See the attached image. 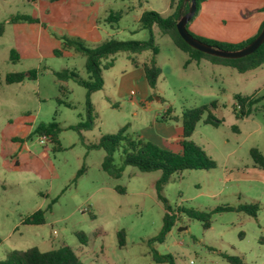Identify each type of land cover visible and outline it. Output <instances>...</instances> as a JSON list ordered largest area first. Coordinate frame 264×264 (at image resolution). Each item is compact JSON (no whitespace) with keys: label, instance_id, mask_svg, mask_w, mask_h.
Listing matches in <instances>:
<instances>
[{"label":"rangeland","instance_id":"obj_1","mask_svg":"<svg viewBox=\"0 0 264 264\" xmlns=\"http://www.w3.org/2000/svg\"><path fill=\"white\" fill-rule=\"evenodd\" d=\"M177 1L0 0V22L27 15L43 24L6 23L0 34V261L15 249L47 251L67 244L83 264H168L155 262L152 250L172 255L174 264H231L224 255L240 258L241 264H264V170L254 166L249 153L255 147L264 155V99L247 117L237 118L233 111L234 95L264 94V63L242 73L205 58L185 64L187 54L153 27L158 47L154 60L161 70L155 86L147 85L130 60L148 62L150 50L119 52L113 65L102 70V88L89 95L93 127L80 133L66 128L85 117L86 89L58 74H87L85 56L73 48L53 53L64 37L89 48L107 40H147L141 13L153 10L166 16ZM109 12L120 15L117 22L104 21ZM11 50L19 51L18 59L9 58ZM31 69L38 72L35 80L4 83L6 73ZM204 104L219 123L199 121L190 139L216 166L171 175L162 194L172 210L179 208V216L163 242L148 244L164 213L154 188L160 171L124 166L121 176L113 178L101 169L103 150L87 146L123 128L125 134L176 151L182 111ZM168 107L176 121L160 119ZM51 121L64 127L60 150L30 135L38 123ZM119 154H114L116 163ZM82 166L84 171L73 180ZM244 204L257 206L255 216L237 209ZM217 206L232 209L212 212L208 228L180 211ZM37 209L44 210V223H22ZM120 229L126 234L122 247L116 238ZM79 231L85 244L76 235Z\"/></svg>","mask_w":264,"mask_h":264},{"label":"trees","instance_id":"obj_2","mask_svg":"<svg viewBox=\"0 0 264 264\" xmlns=\"http://www.w3.org/2000/svg\"><path fill=\"white\" fill-rule=\"evenodd\" d=\"M57 2L59 0H50ZM202 1L195 0V13L199 9ZM188 9V2L184 0H178L175 9L166 16L159 14L153 10H144L139 18L140 27L149 31V38L147 40H107L99 43L94 48L85 46L80 40L64 37L62 46L53 50L55 55H61L63 49L73 48L75 51L85 56V71L86 78L79 77L74 71L68 73L58 74L60 77H70L78 85L86 89L85 96V117L76 124L69 125L66 128L75 130L80 133L83 130H89L93 127L94 116L92 113V106L89 100L91 92L101 89L103 86L102 70L113 65V56L119 52H127L130 54H138L143 51L150 50L151 58L148 62H142L138 64L133 58L131 62L134 66L140 67L143 73V77L149 87L155 86L156 80L161 72L160 67L155 63L154 57L158 53V47L156 46L153 38L152 28L157 27L163 34L168 35L175 46L187 54V60L185 64L195 61L199 62L200 59H207L213 63H224L235 68L238 72H245L250 69H255L264 63V41L255 49L252 53L240 57V58H220L201 52L192 48L179 36L175 22L181 14L185 13ZM194 13V14H195ZM120 15L114 12H110L105 18L106 22H117ZM6 22L8 23H39L37 17L27 15H15L10 17ZM264 24V20L260 25L257 32L251 37L240 42H227L219 41L211 38H204L198 36L188 29V32L195 38L226 50H233L240 48L250 42L260 31ZM4 22H0V34L3 31ZM187 28V25H186ZM9 58L11 60L18 59V54L15 50L10 51ZM27 73V75H26ZM37 70L31 69L28 71H16L8 72L4 76V82L6 84L18 83L24 79L35 80L37 77ZM59 92L65 94L67 89L64 85L59 86ZM235 103L233 105V111L237 118L247 117L251 114L254 105L261 99H264V94L260 96H242L239 94L234 95ZM56 101L64 104L65 106H71L68 101L63 100L61 97H56ZM215 104L212 103L211 106ZM171 108L168 107L164 114L160 116L161 120H177L176 116H169ZM204 116V117H203ZM199 121L206 124L217 125V120L210 112L208 105H200L196 107L186 108L181 114L182 132L180 138L176 141L178 149L176 151L162 148L157 144L143 140L142 138L132 137L124 133V129H119L114 134L102 135L96 144H90L88 148H101L104 152V156L101 163V169L113 178H119L122 174L124 166L136 167L139 171L147 172L153 170H159L160 175L155 180L154 188L157 199L162 203L164 213L162 216V225L159 232L147 240L148 244L154 242H163L166 234L175 225L178 216L179 208L172 210L167 203L166 198L162 194L163 186L169 181V178L174 173H180L185 169H212L216 166L215 161L196 143H194L190 137L192 136L196 125ZM63 128L56 122H40L38 123L30 135L38 137H46L48 141L54 143L56 146L54 149H61L59 140V133ZM120 151L119 162H115L114 154ZM250 156L253 160L254 166L264 170V155L257 148H251ZM84 171L82 166L75 174L73 180ZM115 189L119 192H124L123 188L118 186ZM49 208V205H48ZM229 206H217L211 211L197 210L193 208H180L187 217L202 221L204 228L210 226V216L212 212L231 210ZM238 210L244 211L251 216H255L257 206L256 205H239ZM42 209H37L28 217H26L22 223L24 224H42L44 223ZM81 244L86 243L85 234L81 231L76 233ZM125 231L120 229L116 232L117 243L119 247L125 244ZM2 239L0 237V244ZM226 260L231 264H241V260L235 256H225ZM152 259L157 263L167 262L168 264H174L173 257L170 254H159L157 251L152 250ZM0 264H83L73 248L67 244H62L57 248H53L47 251H40L36 247H29L26 249H15L9 251L6 257L0 261Z\"/></svg>","mask_w":264,"mask_h":264},{"label":"crops","instance_id":"obj_3","mask_svg":"<svg viewBox=\"0 0 264 264\" xmlns=\"http://www.w3.org/2000/svg\"><path fill=\"white\" fill-rule=\"evenodd\" d=\"M62 1L66 0H59L58 2ZM263 20L264 0H204L202 1L198 12H196L187 22V26H189L187 29L198 36L206 38L227 42H240L254 35ZM6 23L8 22L5 21L4 25ZM96 23V21H93V24ZM39 24L43 26L42 23L39 22ZM15 51L17 52L19 58V51ZM133 59L137 61L135 57ZM141 63L142 62H138V64ZM134 68L137 72L143 75L140 67L134 66ZM145 101L146 100H141L140 104L145 103ZM169 116L173 115L169 114L167 117ZM62 128L64 129V127ZM180 136L175 140V142L180 138ZM12 140H18V137L14 136L12 137ZM14 162L15 164L18 163L16 157L14 158Z\"/></svg>","mask_w":264,"mask_h":264},{"label":"water","instance_id":"obj_4","mask_svg":"<svg viewBox=\"0 0 264 264\" xmlns=\"http://www.w3.org/2000/svg\"><path fill=\"white\" fill-rule=\"evenodd\" d=\"M184 1L188 2V9L185 13L181 14L180 17L177 19V21L175 22V27L179 36L183 39V41L192 48L220 58H240L252 53L264 41V24H263L259 33L250 42H248L246 45L240 48L233 50H226L207 44L193 37L188 32L186 25L187 22L193 17L196 7H195V0H184Z\"/></svg>","mask_w":264,"mask_h":264},{"label":"built area","instance_id":"obj_5","mask_svg":"<svg viewBox=\"0 0 264 264\" xmlns=\"http://www.w3.org/2000/svg\"><path fill=\"white\" fill-rule=\"evenodd\" d=\"M41 138V141H47L48 139L46 138V137H44V136H42V137H40Z\"/></svg>","mask_w":264,"mask_h":264}]
</instances>
